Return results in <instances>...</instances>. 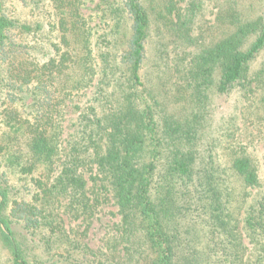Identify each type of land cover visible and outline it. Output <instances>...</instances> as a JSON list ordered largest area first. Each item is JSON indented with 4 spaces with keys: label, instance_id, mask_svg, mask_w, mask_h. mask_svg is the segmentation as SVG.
Masks as SVG:
<instances>
[{
    "label": "trees",
    "instance_id": "obj_1",
    "mask_svg": "<svg viewBox=\"0 0 264 264\" xmlns=\"http://www.w3.org/2000/svg\"><path fill=\"white\" fill-rule=\"evenodd\" d=\"M86 4L0 0V264H264V0Z\"/></svg>",
    "mask_w": 264,
    "mask_h": 264
},
{
    "label": "rangeland",
    "instance_id": "obj_2",
    "mask_svg": "<svg viewBox=\"0 0 264 264\" xmlns=\"http://www.w3.org/2000/svg\"><path fill=\"white\" fill-rule=\"evenodd\" d=\"M87 4H86V12H91V9L93 7H95L96 3L98 0H86ZM264 67V51L261 53L260 58L257 60V62H255L253 64V70L254 71H260L262 68ZM262 95V93H256L254 96H252L254 99L260 97ZM240 99H242L240 101ZM246 98H242L240 96V93L237 91H233L231 93H229L228 96H224L221 97V99L217 100V104H218V112L219 114L222 112L223 114H227V113H231L232 110H235V106H241V104L244 103H248L246 101ZM264 114V110L262 109L261 111V115ZM68 120L66 121L68 128H67V132L71 130V128H69V123L71 121V113H68ZM264 116V115H263ZM67 132L65 133V136L67 135ZM256 141V148L258 149V156L260 157V161H261V170H262V174L264 175V131L262 132V134L255 138ZM15 178V176H14ZM105 219H103V222ZM95 225L97 226V229H94V234H92V245L96 247V245L98 244L99 240L102 238L103 234H104V225L96 220Z\"/></svg>",
    "mask_w": 264,
    "mask_h": 264
}]
</instances>
